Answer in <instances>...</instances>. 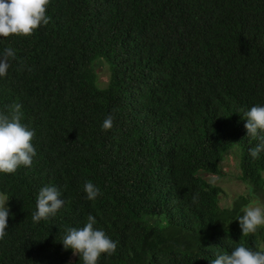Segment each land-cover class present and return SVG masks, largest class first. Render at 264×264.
Instances as JSON below:
<instances>
[{
    "label": "trees",
    "instance_id": "obj_1",
    "mask_svg": "<svg viewBox=\"0 0 264 264\" xmlns=\"http://www.w3.org/2000/svg\"><path fill=\"white\" fill-rule=\"evenodd\" d=\"M47 16L30 36L0 37V58L16 51L0 111L22 105L36 150L30 167L0 173L11 213L0 264H83L61 241L89 214L117 242L97 264H211L241 244L264 251V226L242 235L237 220L264 196V151L252 158L260 140L244 127V113L264 106V0H50ZM231 150L248 190L221 206L222 188L202 175L220 174ZM44 186L64 204L33 222Z\"/></svg>",
    "mask_w": 264,
    "mask_h": 264
},
{
    "label": "clouds",
    "instance_id": "obj_2",
    "mask_svg": "<svg viewBox=\"0 0 264 264\" xmlns=\"http://www.w3.org/2000/svg\"><path fill=\"white\" fill-rule=\"evenodd\" d=\"M50 0H0V37L30 36L41 25H47V6ZM9 58H16V51L6 47L0 58V77L7 75L10 67ZM21 104L9 106L8 114L0 111V173L12 174L20 166L30 167L36 150L32 145L35 135L25 124L21 123ZM247 135L259 138L260 143L250 148L252 158H259L264 151V106H253L244 113ZM113 116H107L102 129L110 130ZM218 179V178H217ZM87 199L94 200L101 194L100 189L91 182L84 184ZM60 191L55 186H44L36 200V211L32 214L33 222L48 219L63 206ZM195 199V197H194ZM9 196L0 192V240L6 236L8 218L11 215L7 202ZM242 235L255 233L264 226V207L250 203L243 209V215L237 218ZM97 223L91 214L83 227H69L61 243L64 249H71L74 256H79L83 264H97L101 254L112 255L117 242L101 229L94 228ZM211 264H264V251H255L243 244L237 246L230 254H218Z\"/></svg>",
    "mask_w": 264,
    "mask_h": 264
},
{
    "label": "rangeland",
    "instance_id": "obj_3",
    "mask_svg": "<svg viewBox=\"0 0 264 264\" xmlns=\"http://www.w3.org/2000/svg\"><path fill=\"white\" fill-rule=\"evenodd\" d=\"M98 84L104 86L109 77L106 65L101 61L98 68ZM232 148H235L233 146ZM238 151L231 150L225 155L220 166V174H204L202 175L208 181L220 186L222 193L220 194L219 204L221 206H230L233 199L239 195H247V186L239 178L240 170L238 167ZM264 175V172H263ZM218 178V179H217ZM250 203L264 207V196H257L251 199ZM264 246V243H263Z\"/></svg>",
    "mask_w": 264,
    "mask_h": 264
}]
</instances>
